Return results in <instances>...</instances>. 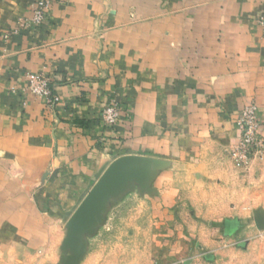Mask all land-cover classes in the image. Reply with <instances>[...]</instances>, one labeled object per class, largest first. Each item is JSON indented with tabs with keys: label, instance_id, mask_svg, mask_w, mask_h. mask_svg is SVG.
Returning <instances> with one entry per match:
<instances>
[{
	"label": "crops",
	"instance_id": "crops-1",
	"mask_svg": "<svg viewBox=\"0 0 264 264\" xmlns=\"http://www.w3.org/2000/svg\"><path fill=\"white\" fill-rule=\"evenodd\" d=\"M35 1L0 0V264H37V236L55 255L52 225L120 157L160 168L163 203L176 172L224 175L241 188L232 208L261 206L264 158L243 170L220 152L244 106L264 128V0H52L44 24L5 39ZM30 72L57 103L29 92Z\"/></svg>",
	"mask_w": 264,
	"mask_h": 264
},
{
	"label": "rangeland",
	"instance_id": "rangeland-1",
	"mask_svg": "<svg viewBox=\"0 0 264 264\" xmlns=\"http://www.w3.org/2000/svg\"><path fill=\"white\" fill-rule=\"evenodd\" d=\"M252 105L264 145L258 107ZM235 130V141L221 150V157L236 169L247 170L254 160L264 158V147L262 158H253L245 167L237 165L232 156L240 139L236 119ZM221 170L225 172V165ZM159 171L140 161L99 191L91 193L97 178L87 191L74 195V206L52 225L59 232L56 254L43 249L47 242L37 236V264H264L263 200L258 207L253 201L252 209L232 208L233 200L242 196L241 188L227 193L224 175L199 185L175 172L166 178L170 193L163 203L155 186ZM83 206L81 224L73 216ZM6 260L16 264V259Z\"/></svg>",
	"mask_w": 264,
	"mask_h": 264
},
{
	"label": "built area",
	"instance_id": "built-area-1",
	"mask_svg": "<svg viewBox=\"0 0 264 264\" xmlns=\"http://www.w3.org/2000/svg\"><path fill=\"white\" fill-rule=\"evenodd\" d=\"M52 0H36L30 8L28 16L17 19L14 26L4 35L9 39L21 31L33 29L44 24L48 19L49 8ZM261 24L264 26L263 19ZM27 89L37 97L45 99L47 107L59 101L50 86V78L41 73L30 72L26 75ZM119 117L118 105L111 102L101 111V121L107 127L115 125ZM236 125L240 131V139L232 147V156L237 165L247 166L253 158H262L263 142L258 138L259 124L257 122V109L255 105L243 107L236 118Z\"/></svg>",
	"mask_w": 264,
	"mask_h": 264
},
{
	"label": "water",
	"instance_id": "water-1",
	"mask_svg": "<svg viewBox=\"0 0 264 264\" xmlns=\"http://www.w3.org/2000/svg\"><path fill=\"white\" fill-rule=\"evenodd\" d=\"M140 161H146V160L145 159H139V158H136V157H120L119 159H117L116 161H114L108 167V169L101 176L100 180L98 181L97 185L94 187V189H93V191L91 193H94L96 191H99L107 182H109V180L112 177L121 174V172L125 168H127L129 165L135 164V163L140 162ZM146 164L148 166L147 161H146ZM83 211H84V206L80 209V211H78L77 213H75V215L73 216V220L75 222H79L80 221L81 224H84L85 215H84V212Z\"/></svg>",
	"mask_w": 264,
	"mask_h": 264
}]
</instances>
